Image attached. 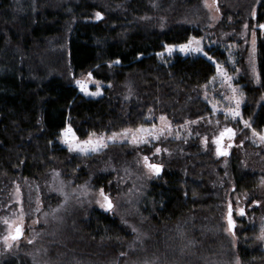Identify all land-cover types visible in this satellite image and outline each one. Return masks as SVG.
Segmentation results:
<instances>
[{"label":"rangeland","instance_id":"obj_1","mask_svg":"<svg viewBox=\"0 0 264 264\" xmlns=\"http://www.w3.org/2000/svg\"><path fill=\"white\" fill-rule=\"evenodd\" d=\"M24 1H29L31 9L34 12L38 11L40 16H43L45 10H61L67 20L75 16L72 9L67 7V2H71L68 4L70 5L75 4L77 0ZM87 1L114 10L108 0ZM248 1L197 0L193 5H186L183 0H168L165 3L159 1L149 7L146 15L139 17L128 15L127 19L120 23L117 36L121 38L122 33L133 23L145 29H164L176 24L199 29V36H192L181 44L167 46L172 48L171 52L165 47L163 52L165 55L176 52L183 56L199 54L208 58L212 57L209 50L211 47H223L225 51L223 63L217 62L212 57L210 61L215 66V74L205 84L195 88V95L206 102L205 108H209V114L204 108L207 114L203 113L199 119L190 118L187 116L188 112H184L182 118H174L170 115L171 112L167 111V118L164 117L165 119L162 120L161 117L156 116L157 122L152 124L95 134L93 139L103 136L107 146L99 151L87 153L69 150V145L63 141L64 132L70 126L68 124L64 126L58 141L66 148L70 157L80 158L82 163L76 168V172L65 171L60 164H55L37 178H26L15 173L0 179V261L17 264L18 262L20 264H244V261L246 262L240 258L225 234L222 216L226 206L225 197L234 186L228 169L232 155L238 157L239 167L242 170L257 176V184L252 189L255 196L251 198V195L245 196L239 192L236 194L242 196L239 195L237 198L244 199L245 196L243 202L252 206L254 198L261 193L264 185V141H261L258 135H253V129L257 133L264 134V127L255 128L251 120L258 105L264 102V92H257L253 97L254 93L251 91L253 87L259 85L256 43L253 55L252 42L253 32L256 42L258 38L264 39V30L258 27L259 24H264V19L258 21L255 18L257 6L264 0H252L250 6L243 10V6ZM21 3L22 1H18L13 4L20 8ZM226 10L229 14H224ZM100 14L103 18L104 14ZM224 15L227 17L223 18ZM245 25L248 27L246 28ZM62 26L64 27L56 35L45 37L39 42L33 41L27 51L29 56L24 55L23 49L19 48L23 43L21 38L17 45L7 41L5 50L10 52L14 50L17 55L19 51L21 60L18 68L25 66L27 70L30 68L36 70L41 73L40 79L50 75H60L75 85L84 96L96 97L98 95H86L82 92L77 81H81L89 93L97 92L98 83L101 94L106 84L93 76L89 79V71L73 72L69 68L66 54L68 28L65 23ZM193 39L200 43L198 45L193 43L192 47H199L202 51L181 52L179 46L188 44ZM217 64L222 67L226 75L217 71ZM227 76L232 78L231 81L226 79ZM34 77L36 78L31 74L30 78ZM245 85L250 89L247 90ZM232 88L237 90L235 96L242 101L239 106L240 116L235 119L229 113V110L236 109L235 101L231 99L234 95ZM248 106L253 108L249 115L246 113ZM169 110L173 111L171 108ZM244 121H248L251 127H245ZM138 128L152 129L151 135L137 134L138 137L144 136L146 142L132 143L131 134L127 137L120 136L115 142L107 139L113 133H121L125 129L135 131ZM226 128L233 129L235 135L231 139L227 136L223 138L219 147L221 151H226L227 155H218L215 141ZM89 135L78 137L72 130V133L67 134V138L73 143H79L88 140ZM196 135L198 152L194 153L187 146L193 144ZM157 149L160 151L157 152ZM144 157H148V162L151 164H160L162 170L166 168L167 163L170 165V162L174 165L173 169L179 165L177 167L183 170L184 177L186 176L188 180L197 183L204 180L207 192L203 197L211 198L215 193L220 192L219 209L213 204L198 206L185 212L175 222L161 221L158 226L156 222H150L151 224L145 222L146 204L143 202L146 199L147 186L158 176L155 177L157 173L146 166ZM96 174L109 176L107 188L97 187L89 182ZM101 189L112 202L108 214L117 217L120 224L133 234L135 245L129 250L138 251V258H125L121 263V259L115 256V259L108 263L107 259L97 260L102 258L101 255L96 249L87 246L88 241L83 237L82 229L75 223L74 215L79 211L83 212L80 217L83 221L86 218L85 211L88 209L104 210L106 204L100 196ZM231 198L236 199V195ZM67 220L68 222L65 223ZM55 223L61 224V228H56L60 230L61 237H66L68 240L69 236L82 243L84 251L81 248H79L81 251H78L73 246H65L61 240L53 238L51 228H54ZM17 224H20L22 236L17 240L8 239L7 244L11 246L7 247L5 237H9ZM63 228L69 230L68 236L64 235L66 232H63ZM156 235L161 236V244L157 248H155ZM259 237H261L260 233L254 235L255 241L252 246L255 248L246 263H262ZM246 238L249 239L243 234L239 238L245 247L249 246ZM122 241V238L118 240L120 243ZM146 247L155 249L151 252L147 251ZM79 252H83V258L93 261H82V263L77 261ZM118 256L124 257L121 253H118Z\"/></svg>","mask_w":264,"mask_h":264},{"label":"trees","instance_id":"obj_2","mask_svg":"<svg viewBox=\"0 0 264 264\" xmlns=\"http://www.w3.org/2000/svg\"><path fill=\"white\" fill-rule=\"evenodd\" d=\"M18 1H22L20 8L13 4ZM108 1L114 10L87 0H77L70 5L71 2H67V7L75 15L67 20L61 10H45L40 16L38 11L31 9L29 1L0 0V179L15 173L26 178H37L55 164H60L65 171L76 172L82 163L80 158L70 157L58 141L60 131L67 124L78 137H86L91 133H109L126 127L152 124L157 122L156 116L168 117L167 111L174 118H182L184 112H188L187 116L195 119L210 111L205 108L206 102L195 95V88L213 77V62L199 54H163L166 46L181 44L192 36H199V29L183 24L164 29H145L133 23L122 33L121 38L117 36V30L128 15L144 16L152 4L168 0ZM183 1L186 5H193L197 0ZM251 1L243 6V10L250 6ZM256 9V20H263L264 1L259 2ZM97 12L104 14V17L97 19ZM224 14L229 12L226 10ZM64 23L68 28L66 54L69 68L73 72L89 71L93 77L106 84L102 88L103 92L96 97L84 96L75 85L60 75L40 79L41 73L36 70H27L25 66L18 68L21 60L19 51L17 55L14 50L12 53L5 50L7 41L17 45L21 38L23 43L19 48L27 55L33 41L39 42L45 37L56 35ZM209 50L217 62L223 63L225 51L222 46H214ZM256 52L259 85L251 89L253 97L257 92H264V39L258 38ZM31 74L37 79L30 78ZM244 87L250 89L248 85ZM252 110L248 106L247 115ZM251 120L255 128L264 127V102L258 105ZM193 139V144L187 148L197 153V135ZM173 166L172 162L170 165L167 163L161 175L148 184L143 202L147 205L145 222H156L157 226L161 221L175 222L185 212L198 206L213 204L219 209L220 192L215 193L212 200L203 197L207 192L204 180L200 183L188 180L183 170L177 167L179 165L174 169ZM228 169L230 178L234 179L235 190L253 189L256 186V174L250 175L242 170L235 155L230 157ZM108 177L96 174L89 182L107 188ZM82 214L79 211L74 215L75 223L82 229V235L88 241L87 246L96 249L101 255L102 258L97 260L107 259L110 263L116 256L122 263L125 258L134 259L138 256V251L129 250L135 245L133 234L120 224L117 217L94 208L85 211L86 218L83 221L80 218ZM60 225L55 223L54 228H51L53 238L61 240L65 246L84 251L83 244L69 238V230L64 228L68 240L63 236L62 240L60 230L56 229L61 228ZM155 237L157 248L161 244V236ZM120 238L123 240L121 243L118 242ZM239 244V256L247 262L250 253L247 254L244 244ZM146 248L151 252L155 249ZM79 253L77 261H93L83 258V252ZM118 253L124 257L120 258ZM246 262L244 264H252ZM0 264L17 263L2 260Z\"/></svg>","mask_w":264,"mask_h":264},{"label":"snow or ice","instance_id":"obj_3","mask_svg":"<svg viewBox=\"0 0 264 264\" xmlns=\"http://www.w3.org/2000/svg\"><path fill=\"white\" fill-rule=\"evenodd\" d=\"M253 16H255V12H253ZM96 18L97 19L101 18V14L99 12L96 13ZM245 27L247 28L248 25H245ZM258 27L261 30H264V24H259ZM193 43H196L198 45L200 42L199 41H195L194 39L190 40L188 42V44L179 46L180 51L181 52H189V51L199 52V51H202V49L199 48V47L193 48L192 47ZM252 43H253V55H254L255 54V43H256V41H255V32H253V42ZM167 50L169 52H171L172 48L171 47H167ZM205 55H207V54L205 53ZM208 59L211 60L212 57H208ZM118 62L119 61H117L116 63H118ZM217 71L220 72L222 75H226L224 73V70L222 69V67L219 64H217ZM253 71H255V69H253ZM91 76H92V74H91V72H89V74H88L89 79H91ZM226 79L228 81H231L232 78L230 76H227ZM77 84L80 85L81 91L84 92L86 95H100L99 84L98 83H97V89L98 90L95 93H89L87 91L86 86L81 81H77ZM229 87H231V84H229ZM232 91H233L234 95H233V97H231V99L235 101L236 109L235 110H229V113L232 116V118L235 119L236 117L240 116L239 106H240L242 101L235 96V93H236L237 90L235 88H232ZM161 119L164 120L165 118L161 117ZM244 124H245V127H251V125H250V123L248 121H244ZM68 133H72V129L70 127L65 130V132H64L65 139L63 141L64 143L69 145V150L70 151H79V152H82V153H87L89 151L96 152V151H99L102 148L107 146V144L105 142V138L103 136L98 137L96 139H93V137L95 136V133H91L89 135V139L88 140L83 141V142H79V143H73L71 140H69L67 138V134ZM138 133H147L148 135H151L152 134V129L138 128L135 131H133L131 129H125L121 133H113L112 136L107 137V139L110 140V141L115 142V140L118 137H120V136L127 137L129 134H131L132 135V139H131L132 143L146 142V138L144 136H139V137L137 136ZM234 135H235V133H234L233 129H231V128H226V129H224V131H222L220 133V137L215 141V143L217 144V154L218 155H227L226 151H221V149L219 147L220 142L223 140V138L225 136H227L229 139H231L232 136H234ZM253 135L254 136L258 135L260 140L264 141V134L257 133L255 131V129H253ZM73 138H74V134H73ZM153 138H156V137H153ZM229 146H231V145H229ZM159 151H160V149H157V152H159ZM144 161H145L146 166L151 171H153V172H155L157 174L159 173L160 167L158 165L148 163V157H144ZM100 196L103 197V200L105 201L107 209L110 210L112 208V203H111L109 197L104 194L103 189L100 190ZM103 206L104 205H102V207ZM53 211H55V210H53ZM239 214L241 216L244 215V210L240 209ZM5 223H7V221H5ZM228 226H229V230H231L233 228V226H234L232 218H231V206H229ZM20 235H21V229H20V227L17 226L15 228V235H10L9 237H5L6 246L7 247L11 246V245L7 244V240L8 239L17 240V239H19ZM259 238L260 239H264V234H262L261 237H259ZM30 243H31V241H30Z\"/></svg>","mask_w":264,"mask_h":264},{"label":"flooded vegetation","instance_id":"obj_4","mask_svg":"<svg viewBox=\"0 0 264 264\" xmlns=\"http://www.w3.org/2000/svg\"><path fill=\"white\" fill-rule=\"evenodd\" d=\"M150 163V162H148ZM151 164V163H150ZM157 164V163H152ZM162 172V169H160L159 173ZM155 174V177H159L160 175ZM234 182V181H233ZM235 184V183H234ZM241 192L245 196L251 195V198H253V191L252 189L247 190H235L234 186L231 187L230 191L227 193L225 197L226 206L225 210L222 216V220L224 222V232L228 236V238L231 241V244L235 251L238 252V246L239 243L243 244L239 241L240 235H247L249 237L246 238V243L249 244V246H246L247 248V254L251 253L255 248L252 245L254 244V235L260 233L261 235L264 234V185L262 186L261 193L256 195L255 201H253L254 204L252 206L246 205V202H243V198H237L240 194H236ZM236 195V199L231 198ZM242 196V195H240ZM220 200V198H219ZM237 203H239V206H237ZM229 206H231V218L233 221V228L229 230L228 227V218H229ZM240 209L244 210V215H240L239 211ZM239 227V228H238ZM254 239V240H253ZM261 264H264V239H261Z\"/></svg>","mask_w":264,"mask_h":264},{"label":"water","instance_id":"obj_5","mask_svg":"<svg viewBox=\"0 0 264 264\" xmlns=\"http://www.w3.org/2000/svg\"><path fill=\"white\" fill-rule=\"evenodd\" d=\"M156 165H158V166L160 167V169H161V165H160V164H156ZM106 196H107V195H106ZM108 197H109V196H108ZM109 199H110V198H109ZM111 203H112V202H111ZM103 209H104L105 212H108V211H109V209H107V206H106V205L104 206ZM17 226L20 227V224H17V225H15V226L13 227V232H12L10 235H15V228H16ZM228 227H229V226H228ZM20 229H21V227H20ZM10 235H9V236H10ZM21 236H22V231H21V235H20L19 239L21 238Z\"/></svg>","mask_w":264,"mask_h":264},{"label":"bare ground","instance_id":"obj_6","mask_svg":"<svg viewBox=\"0 0 264 264\" xmlns=\"http://www.w3.org/2000/svg\"><path fill=\"white\" fill-rule=\"evenodd\" d=\"M238 43V42H237ZM234 180V179H233Z\"/></svg>","mask_w":264,"mask_h":264}]
</instances>
